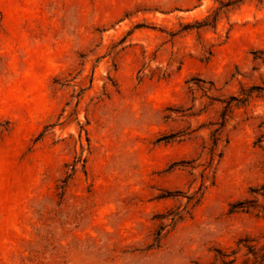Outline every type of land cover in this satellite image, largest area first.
I'll return each mask as SVG.
<instances>
[{"label":"rangeland","instance_id":"rangeland-1","mask_svg":"<svg viewBox=\"0 0 264 264\" xmlns=\"http://www.w3.org/2000/svg\"><path fill=\"white\" fill-rule=\"evenodd\" d=\"M252 87L264 0H0V264H264Z\"/></svg>","mask_w":264,"mask_h":264},{"label":"trees","instance_id":"trees-1","mask_svg":"<svg viewBox=\"0 0 264 264\" xmlns=\"http://www.w3.org/2000/svg\"><path fill=\"white\" fill-rule=\"evenodd\" d=\"M255 60L256 59H259V58H254ZM259 91L258 92V96H256V97H262V95L261 94H264V88H254V87H252L250 90H248L246 93H242L241 95L243 96V99H241V100H237L238 102H241V103H243V102H246L249 98H251L252 97V95H253V93H254V91ZM232 100H234V101H236L235 99H232ZM244 100V101H243ZM218 130L217 131H215L214 133H213V135H212V150H214L215 149V147L217 146V144H218ZM261 197H263L264 198V196L263 195H260Z\"/></svg>","mask_w":264,"mask_h":264}]
</instances>
